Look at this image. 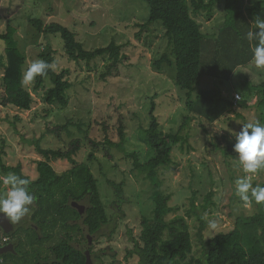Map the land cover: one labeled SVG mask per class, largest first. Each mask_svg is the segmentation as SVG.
<instances>
[{
  "label": "rangeland",
  "instance_id": "374dc122",
  "mask_svg": "<svg viewBox=\"0 0 264 264\" xmlns=\"http://www.w3.org/2000/svg\"><path fill=\"white\" fill-rule=\"evenodd\" d=\"M32 13L44 23L54 21L69 27L86 50L104 47L113 41L121 45L125 58L111 76L103 79L101 74L105 72V58L98 57L89 64L90 68L84 62L77 65L64 55L59 37H48L57 52L55 67L70 70L72 87L68 91L69 102L65 107L47 105L43 95L50 82L46 79L42 89L35 92L33 86L28 88L34 97L30 110L1 104L4 71L0 66L2 162L8 166L20 164L22 173L35 179L38 176L36 161L43 158L36 150L34 140L40 138V145L44 148H67L73 139H79L81 143L89 138L103 140L105 134L112 141H118V127L121 125L125 132V150L135 153L142 163L150 159L153 152L142 140V135L143 128L150 123L151 99L164 132L177 130L187 112L181 98L182 91L174 84L173 70L164 67L156 71L152 66L153 60L165 51L167 39L158 23L141 28L148 16L146 4L140 0H0V33L5 32L8 25L16 29L15 37L26 56V67L39 59L38 53L47 41V38L37 36L29 25L28 16ZM222 19V2L215 7L211 20L203 16L196 18L204 32L215 31ZM4 55L5 44L0 41V60L4 59ZM246 80L252 84L262 82L264 69H258L251 63L238 68L231 81L223 84L204 76L200 79L199 87L209 88L217 84L233 95L245 89L243 82ZM236 109L243 118L230 114L213 124L193 120L184 131L186 141L174 147L172 162L159 172L160 189L172 194L169 204L176 208L170 217L181 215L187 218L195 258L201 256L196 237L199 222L194 215L190 218L186 216L193 193L195 205L200 211L205 196L212 192L208 207L210 212L205 211L203 217L207 222L216 220L217 228L213 232L207 226L203 233L206 239L230 230L238 215H251L255 211L252 205L247 206L234 194L235 180L243 176L236 160L237 154L224 156L211 144L217 141L223 146L225 142L221 135L238 133L242 123L255 118L253 110L244 109L242 105L236 106ZM66 123H69L68 129L61 133V137L47 131L55 125ZM89 151V148L82 146L74 155L75 160L78 163L86 161ZM110 152L112 159L104 156L103 152H97V160L91 163V167L111 220L103 232L109 234L115 223L118 227L111 238L103 236L93 244L95 248L105 250L104 264H137L136 256L125 259L127 250L133 246L127 230L132 229L136 235L141 215L151 216L153 187L131 169L130 160L125 159L122 153L115 149ZM50 163L57 173L72 166L65 159L51 160ZM3 175L0 169V176ZM107 179L124 182V203L119 210ZM261 179L259 174L252 182L259 183Z\"/></svg>",
  "mask_w": 264,
  "mask_h": 264
},
{
  "label": "trees",
  "instance_id": "16d2710c",
  "mask_svg": "<svg viewBox=\"0 0 264 264\" xmlns=\"http://www.w3.org/2000/svg\"><path fill=\"white\" fill-rule=\"evenodd\" d=\"M146 4L148 16L142 29L150 23H158L163 28L167 39V47L159 58L154 59L152 66L156 71L164 67L173 70L175 86L181 91V98L187 114L183 116L177 130L164 132L155 115V103L151 99L150 123L143 128L142 140L152 150L153 155L146 162H141L135 153L124 148L125 132L123 126L118 127V141H112L107 134L103 140L86 139L83 143L73 139L67 148H44L40 138L33 141L41 160L36 161L38 176L30 179L21 171V165L8 166L2 162L0 152V169L4 175L14 172L31 180L30 190L37 197L34 202L37 212L47 214L46 221L61 223L67 232L75 231L78 237H84V231L98 241L103 236L111 238L117 230L114 224L109 234L103 229L110 225V217L101 197L98 180L94 176L91 163L97 160V152L112 159L111 149L122 153L129 159L131 169L149 181L153 187L151 200L153 209L151 216L141 215L139 230L134 235L132 229L127 230L133 246L127 250L125 259L136 256L137 264H264V205L252 203L255 211L251 215L240 214L235 218L233 227L226 232H219L211 238L204 237L208 223L203 217L211 203L212 192L205 196L200 211L195 205V194L191 197V207L187 217L194 215L199 222L196 232L197 242L201 247V256L193 255V241L187 218L181 215L170 217L176 208L169 203L171 193L160 189L159 172L172 162V151L176 145L186 141L185 130L193 120L210 124L233 114L243 118L236 106L253 110L255 118L264 122V80L258 84L244 81L239 95L225 92L219 85L200 88L202 77H209L219 84L229 83L238 68L251 64L250 43L245 34L253 28L256 19L264 18V0H140ZM223 3V19L213 32L202 31L201 24L196 20L203 16L211 20L216 6ZM29 25L37 36L47 38L38 58L56 64L57 52L48 37L57 36L63 44V53L69 61L80 65L89 64L98 57L107 60L104 79L117 70L118 64L125 58L121 45L111 41L107 46L86 50L76 38V34L67 26L58 22L44 23L34 13L28 16ZM16 29L8 25L5 32L0 33V41L5 44L4 59L0 60L3 68L2 86L4 94L1 104L13 106L19 110H30L34 97L32 91L21 86L23 71L26 68V56L19 48L15 37ZM138 36V35H137ZM48 79L50 86L45 90L43 101L47 105L67 106L68 91L72 87L70 70L66 67L49 70L46 77H37L33 90L36 92L44 87ZM228 91H230L227 88ZM254 101L252 104L249 102ZM253 119V120H254ZM69 123L48 128V133L61 137L68 129ZM105 133L107 127L104 128ZM223 146L212 142L215 150L224 156L236 154L233 151L234 136L221 135ZM216 140V138L214 139ZM86 146L90 149L86 161L77 162L74 155ZM65 159L72 166L62 173H57L50 161ZM261 181L254 183L264 186V173ZM112 188L116 207L124 203V182L107 179ZM83 204L84 214L81 215L72 203ZM75 223L69 225V223ZM65 224L66 226H63ZM68 224V225H67ZM94 254L97 252L94 251ZM100 253V250L98 251ZM99 255V254H98Z\"/></svg>",
  "mask_w": 264,
  "mask_h": 264
},
{
  "label": "clouds",
  "instance_id": "9594fccd",
  "mask_svg": "<svg viewBox=\"0 0 264 264\" xmlns=\"http://www.w3.org/2000/svg\"><path fill=\"white\" fill-rule=\"evenodd\" d=\"M253 43L251 63L258 69H264V18L256 19L253 28L245 34ZM55 65L43 59H36L24 69L20 84L24 88L32 87L37 77H46ZM231 132V130H229ZM235 143L233 151L243 176L235 180L234 194L247 206L253 202L264 205V186L253 184V178L264 173V122L254 119L242 123L238 133H231ZM31 180L14 172L0 176V214L13 225L18 224L32 211L37 197L30 190ZM208 228L215 231L217 222L208 220Z\"/></svg>",
  "mask_w": 264,
  "mask_h": 264
},
{
  "label": "flooded vegetation",
  "instance_id": "af4514ba",
  "mask_svg": "<svg viewBox=\"0 0 264 264\" xmlns=\"http://www.w3.org/2000/svg\"><path fill=\"white\" fill-rule=\"evenodd\" d=\"M37 208L34 203L31 213L15 225L0 214V264H104L105 250L94 247V236L67 232L61 223L46 221L48 215Z\"/></svg>",
  "mask_w": 264,
  "mask_h": 264
},
{
  "label": "water",
  "instance_id": "95a60500",
  "mask_svg": "<svg viewBox=\"0 0 264 264\" xmlns=\"http://www.w3.org/2000/svg\"><path fill=\"white\" fill-rule=\"evenodd\" d=\"M74 205L78 208L80 214H82L84 206L83 205H80L78 203H74Z\"/></svg>",
  "mask_w": 264,
  "mask_h": 264
},
{
  "label": "built area",
  "instance_id": "2783aa9c",
  "mask_svg": "<svg viewBox=\"0 0 264 264\" xmlns=\"http://www.w3.org/2000/svg\"><path fill=\"white\" fill-rule=\"evenodd\" d=\"M235 98H236V99H239V95H238V94H236V95H235Z\"/></svg>",
  "mask_w": 264,
  "mask_h": 264
}]
</instances>
